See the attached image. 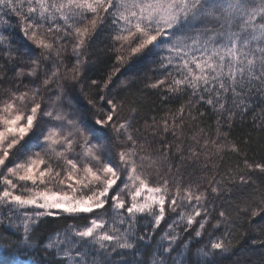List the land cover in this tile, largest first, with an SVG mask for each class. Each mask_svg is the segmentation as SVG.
<instances>
[{
  "label": "snow or ice",
  "instance_id": "obj_1",
  "mask_svg": "<svg viewBox=\"0 0 264 264\" xmlns=\"http://www.w3.org/2000/svg\"><path fill=\"white\" fill-rule=\"evenodd\" d=\"M249 116L264 0H0V264H264Z\"/></svg>",
  "mask_w": 264,
  "mask_h": 264
},
{
  "label": "trees",
  "instance_id": "obj_2",
  "mask_svg": "<svg viewBox=\"0 0 264 264\" xmlns=\"http://www.w3.org/2000/svg\"><path fill=\"white\" fill-rule=\"evenodd\" d=\"M101 71L103 70V66H101ZM154 97H149L145 100L147 105H151ZM251 116H249L245 123L237 122V126L233 129V135L235 138L240 139L241 137H247L251 134L254 143L252 144L253 151L249 153L250 157L255 155L256 159L264 158V137H261L257 132L253 131L250 127L251 124ZM244 259H251L254 264H258V261L261 256V252L257 249L254 252H249L247 254L241 253Z\"/></svg>",
  "mask_w": 264,
  "mask_h": 264
}]
</instances>
